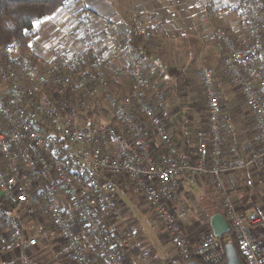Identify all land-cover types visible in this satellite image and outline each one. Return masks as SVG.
Wrapping results in <instances>:
<instances>
[{"label":"built area","instance_id":"obj_1","mask_svg":"<svg viewBox=\"0 0 264 264\" xmlns=\"http://www.w3.org/2000/svg\"><path fill=\"white\" fill-rule=\"evenodd\" d=\"M73 2L78 9L64 10L58 33L39 43L38 53H24L17 40L0 45V231L11 248L23 254L36 247L47 235L45 218L75 264H95L77 224L106 263L126 264L119 239L111 242L101 223L102 212L120 217L111 180L131 188L151 208L184 264H224L229 238L247 264H264V244L257 239V233L264 235V220L253 217L247 225L226 182L230 168L223 158V106L214 75L202 69L208 119L191 154L171 137L167 89L146 73L137 50L159 37L163 26L141 20L123 26L98 16L82 0ZM196 2L206 22L231 8L246 20L243 39L217 26L210 37L223 52L225 74L239 84L259 138V149L244 167L263 170L264 0ZM104 34L119 43L120 63L113 67L103 50ZM99 112L110 122L92 121ZM199 177L213 178L231 232L192 244L180 195L184 178ZM17 206L37 221L33 237H25L22 221L10 213ZM71 208L75 222L67 214ZM123 236L135 241L138 234L128 229Z\"/></svg>","mask_w":264,"mask_h":264},{"label":"crops","instance_id":"obj_2","mask_svg":"<svg viewBox=\"0 0 264 264\" xmlns=\"http://www.w3.org/2000/svg\"><path fill=\"white\" fill-rule=\"evenodd\" d=\"M82 1L98 16L123 26H131L136 20L158 22L163 26L164 32L159 37L148 45L139 44L137 50L146 73L167 89L168 106L172 114L169 132L176 144L188 153L196 152L197 142V139L192 141V138L189 137V129L196 124L197 120L192 99L188 97L186 92L191 84L189 78L192 77L191 73L199 70L200 66H203V69L206 68V65L210 67L213 73L217 74L219 82L216 90L221 94L225 131L228 135L227 141H225L227 153L224 156L230 172L226 176V182L231 189L232 199L246 216V224L248 225V220L253 217H260L264 220V169L257 170L244 167L246 161L259 149V138L257 136L256 141L252 140L250 131H247L245 126L240 127V121L243 119L242 111L239 110L240 101L234 98L232 87L227 82L220 80L222 76L218 73L225 74L223 52L210 37L211 28L217 26L223 27L238 38L243 39L246 32V20L240 10L231 8L222 16L213 17L210 22H206L196 0ZM64 10L62 9L57 14L55 20L57 33L60 21L66 15ZM38 38L33 40L31 47L35 54L39 52ZM102 43L103 50L108 51L110 55L109 66L113 67L120 63L117 40L104 34ZM216 74L214 78H216ZM174 89H179L181 93L174 91ZM172 95L173 99H170ZM242 102L245 105L244 100ZM177 108L179 112L174 113ZM177 123L182 127L179 126L177 129ZM238 134L243 137L247 134L248 136L246 139L242 138L244 140L240 143L238 139L240 135L238 136ZM111 186L113 192L116 191L118 194L121 192L124 195L125 190H121L123 189L121 184L112 183ZM180 202L187 212V220L184 226L189 241L192 244H197L213 237L210 219L215 214L224 215L220 198L214 189L213 178H184ZM129 210L135 219L143 221L145 240L142 246L146 250L148 249L150 254L142 255L143 264L146 262L151 264H184L177 255L174 243L168 238L152 210L150 211H152L155 227L146 218L145 213L137 212L135 208L130 207ZM10 213L22 221L26 238L36 234L34 220L30 219L29 224H26L23 217L27 215L22 208L17 206L15 211L12 209ZM257 234L259 243L264 244V235ZM45 238H42L36 247L30 248L22 254L11 248L6 234L0 231V264H43L45 262L43 255L49 247L48 239ZM81 242L83 247L85 246L90 252L95 249L88 235L82 237ZM93 258L95 264H108L102 257L93 256ZM130 259L131 257L126 259L127 264H132Z\"/></svg>","mask_w":264,"mask_h":264},{"label":"rangeland","instance_id":"obj_3","mask_svg":"<svg viewBox=\"0 0 264 264\" xmlns=\"http://www.w3.org/2000/svg\"><path fill=\"white\" fill-rule=\"evenodd\" d=\"M82 3H83V1H82ZM66 8L78 9V4H75L73 2V0H70L68 2L67 6L65 8H63V10ZM60 11H62V9H60L54 15H52V16L46 18L45 20L38 22L36 24L38 36H39V38L37 37L39 40L38 39L37 40L39 43H42V42H45L48 40L50 41L51 38H53L57 34V27L55 25V20H56L57 14ZM31 47H32V45H31ZM202 67L200 66L199 70H197L195 73H191L192 77L189 78L191 84L186 89L188 97L192 99L193 109H194L195 114L197 116L196 124L189 129L190 130L189 131V133H190L189 137L192 138V141H194V139H196L197 131L205 128V125H206L207 119H208L207 103H206V100L203 96V74H202V70H201ZM205 67L210 70L209 66L206 65ZM211 73L213 75L216 74V73H213L212 71H211ZM218 75L222 76V79H220L221 81L227 82V84L232 87L234 98L240 101L239 110L242 111V114H243V119L240 121V125H241L240 127L245 126L246 130L250 131L252 140L256 141L257 132L255 131L254 121H253V118H252L249 110L247 109L246 105H244L242 102L243 98L241 95V90H240L239 84L236 81H234V79H232L229 75H226L222 72L218 73ZM214 81H215V87H217V85H218L217 83L219 82V80L217 78V74H216V78H214ZM175 90L178 93H181L179 91V89H174V91ZM172 91H173V89H172ZM218 94H219L220 100L222 102L221 94L219 92H218ZM239 97H240V99H239ZM171 98L173 99V95H172V97H170V99ZM188 105H190V104H188ZM177 112H179L178 108L174 111V113H177ZM223 115H224V111H223ZM94 120L96 121L97 125H101V124L110 122V118L106 115H101L100 112H99V114H97L96 118L93 115L92 121H94ZM222 124H223V131H224V133H223V139H224L223 158H224V161L227 163V160H226L224 155H225V153H227L226 152L227 146L225 144V141H227L228 135H227V132L225 131L226 126H225L224 117H222ZM179 126H181V125L179 123H177L176 128L178 129ZM180 133H181V131H180ZM239 135L240 134H238V136ZM247 136H248V134L245 135L244 137L240 135V137H238V139L240 140V143L244 139H246ZM242 138H244V139L242 140ZM256 146H258V145H256ZM161 159L164 160V157L162 156ZM108 183L111 186L110 183H112V181L108 180ZM121 190L122 191L125 190L123 193L124 195H122L121 192L118 194V193H116V191H114V194L116 196V199H117V202L119 205L120 217L118 219H116V218L112 217L111 214H107V213L102 212L101 223H102V226L104 227V230L107 234L112 235V237H114L116 240H117V238L119 239L118 251L120 252L121 256L125 259L126 264H127L126 259L130 258V257H131L130 262L132 264H143V262H142L143 256L142 255L143 254H149V250L148 249L146 250V248H144L142 246V244L144 243V240H145V238H144L145 236L143 233V231H144L143 230V221H138L137 219H135L134 215L130 212L129 207L135 208L137 210V212L139 211V212L145 213V216L147 215L146 218L149 219V222H151L153 224L152 226L155 227L154 221L152 219V217H153L152 211H150L151 209L145 204V202L143 201L142 198H139L134 194V192L132 191L131 188H126V189L123 188ZM67 214H68V217L70 218V220L75 222L76 216H75V212L72 208L67 210ZM23 219H24V222L26 224H29V221L31 218H28V216H24ZM144 221H146V219H144ZM34 222H35V224H38L36 220H34ZM42 224L46 227L47 235H46L45 239H48L47 244H49L48 245L49 247L47 248V250H45V253L43 255V258H44L43 260L45 261L43 264H75V262L73 261L72 257L69 254V251L66 249V247H65V245L61 239L60 234L51 228L47 219H45V218L42 219ZM77 225H78V235L80 238L84 237L85 235H88L87 231L85 230V228L83 226H81L79 224H77ZM128 229L138 234V237L135 241H132L131 239H129L128 236H125V237L123 236L124 232ZM52 234H54V235L52 236ZM90 240L92 241L93 246H95V249H93L90 252L89 249L85 248V246H84L85 251L92 258V260L94 259L93 256L94 257L97 256L98 258L102 257V255L99 252V250L97 249L94 241L92 240V237H90ZM127 243H130V245L127 246Z\"/></svg>","mask_w":264,"mask_h":264},{"label":"trees","instance_id":"obj_4","mask_svg":"<svg viewBox=\"0 0 264 264\" xmlns=\"http://www.w3.org/2000/svg\"><path fill=\"white\" fill-rule=\"evenodd\" d=\"M69 1L0 0V45L6 46L17 40L22 51L27 53L31 49L33 40L38 37L36 24L65 8ZM106 237L111 242L115 241L110 234L106 233ZM227 242L236 246L241 261L247 264L235 241L229 238Z\"/></svg>","mask_w":264,"mask_h":264},{"label":"water","instance_id":"obj_5","mask_svg":"<svg viewBox=\"0 0 264 264\" xmlns=\"http://www.w3.org/2000/svg\"><path fill=\"white\" fill-rule=\"evenodd\" d=\"M210 227L214 238H226L230 235L231 226L224 215L215 214L210 219ZM226 261L224 264H244L238 254L236 246L233 243H227L225 246ZM186 264H200L197 261H189Z\"/></svg>","mask_w":264,"mask_h":264},{"label":"snow or ice","instance_id":"obj_6","mask_svg":"<svg viewBox=\"0 0 264 264\" xmlns=\"http://www.w3.org/2000/svg\"><path fill=\"white\" fill-rule=\"evenodd\" d=\"M22 199H23V197H22Z\"/></svg>","mask_w":264,"mask_h":264}]
</instances>
